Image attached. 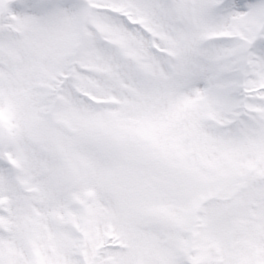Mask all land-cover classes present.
I'll return each mask as SVG.
<instances>
[{
    "label": "snow or ice",
    "instance_id": "obj_1",
    "mask_svg": "<svg viewBox=\"0 0 264 264\" xmlns=\"http://www.w3.org/2000/svg\"><path fill=\"white\" fill-rule=\"evenodd\" d=\"M0 264H264V0H0Z\"/></svg>",
    "mask_w": 264,
    "mask_h": 264
}]
</instances>
